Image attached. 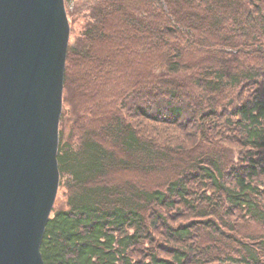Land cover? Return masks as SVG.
<instances>
[{
    "label": "trees",
    "instance_id": "1",
    "mask_svg": "<svg viewBox=\"0 0 264 264\" xmlns=\"http://www.w3.org/2000/svg\"><path fill=\"white\" fill-rule=\"evenodd\" d=\"M65 3L83 23L45 264H264V0Z\"/></svg>",
    "mask_w": 264,
    "mask_h": 264
},
{
    "label": "water",
    "instance_id": "2",
    "mask_svg": "<svg viewBox=\"0 0 264 264\" xmlns=\"http://www.w3.org/2000/svg\"><path fill=\"white\" fill-rule=\"evenodd\" d=\"M69 39L64 0H0V264H45Z\"/></svg>",
    "mask_w": 264,
    "mask_h": 264
},
{
    "label": "rangeland",
    "instance_id": "3",
    "mask_svg": "<svg viewBox=\"0 0 264 264\" xmlns=\"http://www.w3.org/2000/svg\"><path fill=\"white\" fill-rule=\"evenodd\" d=\"M82 21L77 19L76 22L73 24L71 23L72 27L74 28V33L72 34V40L75 36L80 32V26ZM145 132L157 137L158 139L162 140L164 144H171L174 148L177 146L184 147V146H191L194 143L192 140L194 138L187 137V133H189V129L183 127L182 125H168V124H146L144 125ZM188 139V140H187ZM197 139L195 138V141ZM158 179V178H157ZM155 179H153L154 181ZM152 181V182H153ZM158 181V180H155ZM65 190L64 188L60 187L58 192V197L56 201V207H63L65 204ZM188 220H180L179 222L175 223H184Z\"/></svg>",
    "mask_w": 264,
    "mask_h": 264
}]
</instances>
